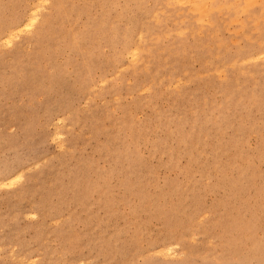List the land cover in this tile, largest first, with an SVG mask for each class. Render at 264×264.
Returning <instances> with one entry per match:
<instances>
[{
    "label": "rangeland",
    "instance_id": "374dc122",
    "mask_svg": "<svg viewBox=\"0 0 264 264\" xmlns=\"http://www.w3.org/2000/svg\"><path fill=\"white\" fill-rule=\"evenodd\" d=\"M0 264H264V0H0Z\"/></svg>",
    "mask_w": 264,
    "mask_h": 264
},
{
    "label": "bare ground",
    "instance_id": "6f19581e",
    "mask_svg": "<svg viewBox=\"0 0 264 264\" xmlns=\"http://www.w3.org/2000/svg\"><path fill=\"white\" fill-rule=\"evenodd\" d=\"M36 17H37V11L36 9L33 10V16L31 17V19L29 20V23L28 26H32L34 24V22L36 21ZM28 19V18H27ZM25 21V20H24ZM20 24L18 23H15L13 25V27L11 29H15L19 26ZM3 38H5L7 40V42H11L12 41V33L11 32H8V33H5ZM9 175V174H8ZM8 175L4 176L5 179H9L11 177H9ZM20 176V175H19ZM21 177V176H20ZM8 183V182H7ZM169 254V253H167Z\"/></svg>",
    "mask_w": 264,
    "mask_h": 264
}]
</instances>
